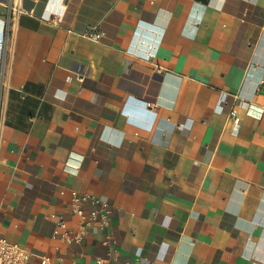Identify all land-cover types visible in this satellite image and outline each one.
<instances>
[{"label":"crops","instance_id":"1","mask_svg":"<svg viewBox=\"0 0 264 264\" xmlns=\"http://www.w3.org/2000/svg\"><path fill=\"white\" fill-rule=\"evenodd\" d=\"M12 4L0 237L28 264H264V0ZM74 191L109 212L84 227Z\"/></svg>","mask_w":264,"mask_h":264},{"label":"built area","instance_id":"2","mask_svg":"<svg viewBox=\"0 0 264 264\" xmlns=\"http://www.w3.org/2000/svg\"><path fill=\"white\" fill-rule=\"evenodd\" d=\"M12 5L11 6V11L12 14L16 13H22V6L20 5L21 0H11ZM18 1V2H17ZM13 16V15H12ZM12 16L8 18L6 21H2L1 23V32L3 34V37L6 38V40L9 39V35L12 31ZM83 36L92 41H101L103 39V34L96 29H89L87 32L83 34ZM5 40V41H6ZM8 53V46L6 45V55ZM264 69V66H263ZM261 87H264V75L263 78L260 81L259 84ZM238 113L233 110L230 113V118L234 119L235 121V127L236 130L239 128V123L237 115ZM84 203H92L94 205H101L102 204V209L104 212L108 213L109 212V203L106 201H100L97 199H94L92 196L87 195V194H79L77 191L72 192V210L73 213L81 217L83 220L84 227L90 226L92 222L95 221L96 219V213H94L92 216L87 217L84 215L83 211L81 210V206ZM78 239H80V235L78 236ZM31 257V252L21 248L18 244L11 243L7 239L0 237V264H28L29 259ZM40 264H51L49 257L44 256L41 259ZM97 264H108L107 259H98Z\"/></svg>","mask_w":264,"mask_h":264}]
</instances>
